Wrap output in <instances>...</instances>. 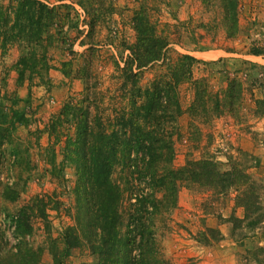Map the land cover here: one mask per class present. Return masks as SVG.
I'll return each instance as SVG.
<instances>
[{"label":"rangeland","instance_id":"rangeland-1","mask_svg":"<svg viewBox=\"0 0 264 264\" xmlns=\"http://www.w3.org/2000/svg\"><path fill=\"white\" fill-rule=\"evenodd\" d=\"M8 1L0 0V5ZM42 1L64 5L59 8V21L55 20L63 25V33L51 39L48 34H54V29L41 32L32 51L37 62L24 69L21 79L14 66L18 45L0 47V259L14 251L19 239L40 248L37 264H52L53 253L62 248L63 228L73 224L75 178L72 165L62 157L64 135L71 126L63 123L57 130L61 134L54 135L48 132L50 119L64 103L80 100L89 121L111 122L125 101L115 65L117 61L121 65L126 53L123 43L133 40L130 19L140 0H97L95 6L109 2L111 12L95 22L86 36L77 0ZM148 11L157 29L175 41L168 45L169 55L187 53L196 58L190 79L177 85L181 112L171 137L173 166L200 157L212 158L220 171L235 165L253 180L264 213V0H236L233 37L223 28L219 0H151ZM68 22L70 27L65 29ZM252 48H262L263 54L252 56L248 53ZM64 60L69 61L67 76L59 70V61ZM162 71L157 63L145 66L138 84L146 86ZM228 79L241 87L233 111L224 108L207 118L201 110L187 114L193 80L203 83L209 94L223 97ZM209 105L206 102V108ZM190 120L198 126V141L188 139L196 135L189 129ZM111 175L124 188L126 171L118 166ZM126 194L123 189V218ZM236 195L232 187L219 192L180 185L176 206L154 216V238L163 258L169 264H256L246 250L264 249V217L254 228L247 227L246 220H234L243 216ZM20 211L26 215L28 231L16 236L14 220ZM89 259L85 249L73 248L59 264Z\"/></svg>","mask_w":264,"mask_h":264},{"label":"trees","instance_id":"trees-1","mask_svg":"<svg viewBox=\"0 0 264 264\" xmlns=\"http://www.w3.org/2000/svg\"><path fill=\"white\" fill-rule=\"evenodd\" d=\"M96 2L76 1L84 14V36L95 22L111 12L109 2L95 6ZM150 3L151 0H140L130 19L133 40L123 43L126 53L121 57V65L119 61L115 65L125 101L118 112H114L111 122L104 125L98 118L89 121L87 107L82 106L80 100L71 105L64 103L56 117L50 119L48 132L54 135L61 134L57 130L63 123L71 126L70 133L64 135L62 157L72 165L75 178L73 224L63 228L62 248L53 253L52 264H59L73 248L85 249L90 256L88 261L78 264H169L155 242L154 216L176 206L180 185L219 192L232 187L237 191L235 201L243 210L242 218L234 217V220H246L249 228L260 226L263 221L256 186L235 165H231L230 170L220 171L212 158L200 157L173 166L171 137L174 120L181 112L177 85L190 79V66L196 58L187 53L176 52L175 57L168 54V45L175 41L157 29L149 15ZM219 4L225 33L233 37L236 0H219ZM60 6L64 5L42 0H9L6 5H0V47L14 42L18 45L20 53L14 65L18 78L21 79L24 69L36 64L32 51L39 45L41 32L54 29V34H48L51 39L63 33V25L55 22L61 17ZM69 27L68 22L65 29ZM248 53L260 55L263 50L252 48ZM59 63V70L67 76L69 61ZM153 63L163 67V71L146 86L139 85L140 69ZM262 72L264 74V67ZM192 82L193 100L185 109L188 115L201 110L207 118L208 113L219 115L224 108L231 112L240 98L241 87L235 79H228L223 97L206 92L200 81ZM206 102L211 104L208 108ZM189 129L196 135H188V139L198 141L201 135L191 120ZM118 166L126 171L124 188L111 175ZM140 182L143 187L139 186ZM123 189L127 191L128 204L124 218L120 210ZM25 220L24 212H18L14 220L16 236L28 231ZM206 230L213 231L209 227ZM13 249L0 259V264L38 263L39 247L34 248L18 239ZM246 253L256 264H264L261 246L248 249Z\"/></svg>","mask_w":264,"mask_h":264},{"label":"crops","instance_id":"crops-1","mask_svg":"<svg viewBox=\"0 0 264 264\" xmlns=\"http://www.w3.org/2000/svg\"><path fill=\"white\" fill-rule=\"evenodd\" d=\"M199 52V51H198ZM252 56H254V55H252ZM256 57V56H255Z\"/></svg>","mask_w":264,"mask_h":264}]
</instances>
